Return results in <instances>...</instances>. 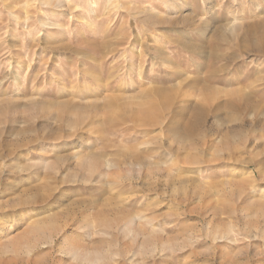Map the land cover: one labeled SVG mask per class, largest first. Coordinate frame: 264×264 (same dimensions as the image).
Returning a JSON list of instances; mask_svg holds the SVG:
<instances>
[{
	"label": "rangeland",
	"instance_id": "obj_1",
	"mask_svg": "<svg viewBox=\"0 0 264 264\" xmlns=\"http://www.w3.org/2000/svg\"><path fill=\"white\" fill-rule=\"evenodd\" d=\"M41 1L0 0V264H264V0Z\"/></svg>",
	"mask_w": 264,
	"mask_h": 264
},
{
	"label": "bare ground",
	"instance_id": "obj_2",
	"mask_svg": "<svg viewBox=\"0 0 264 264\" xmlns=\"http://www.w3.org/2000/svg\"><path fill=\"white\" fill-rule=\"evenodd\" d=\"M30 1V0H29ZM113 1V0H112ZM122 1L123 0H120V1H118V2H116L114 5H112L113 6V8L115 7V8H121L122 9V11H125V12H127L128 14H131V13H133V14H135V15H142V17L144 18V20L145 21H154V24H156V25H158L159 24V22H161V20H159V16L158 17H155V14L154 13H152V12H150V11H147V10H142V9H138L137 7H135V6H126L125 5V2H124V4L122 3ZM159 2H161V3H163L166 7H170V5H171V3L173 2V1H171V0H158ZM25 2V1H24ZM41 2H43V1H41ZM108 2H109V0H108ZM28 2H26V4H27ZM45 5H48V6H58V7H62L63 6V8L65 7V9H67V10H69V9H71L72 7L71 6H69L68 4H67V1L65 0V1H63V0H51V2H47V1H44L43 2ZM24 4V3H23ZM25 4V5H26ZM31 4V3H30ZM29 4V5H30ZM135 4V3H134ZM173 4V3H172ZM125 5V6H124ZM129 5H130V3H129ZM23 6V5H22ZM37 6H38V4H37ZM33 7H34V5H33ZM24 8H25V6H24ZM65 9H61V10H64L65 11ZM61 10L59 11V12H61ZM22 12V11H21ZM59 12H57V13H59ZM92 12V11H91ZM157 14V13H156ZM14 15V14H13ZM25 15V14H24ZM113 15V14H112ZM121 15V14H120ZM16 17V16H15ZM118 17V16H117ZM21 18V17H20ZM111 18V17H110ZM116 18V17H115ZM155 18V19H154ZM83 19V18H82ZM21 20V19H20ZM110 21V20H109ZM53 23V22H52ZM151 23V22H150ZM90 24V23H89ZM152 24H153V22H152ZM161 24H162V22H161ZM233 24V23H232ZM48 26V25H47ZM50 26V25H49ZM48 26V27H49ZM235 26V25H234ZM56 27H57V25H56ZM88 27V26H87ZM187 34L186 33H181V39L180 40H178L176 43L177 44H180V45H183V46H188V45H191L190 43H189V41L187 40ZM112 40V39H111ZM168 41V43H169V40H167ZM115 42V41H114ZM107 43H109V41L107 42ZM111 43V42H110ZM164 44H166V43H164ZM113 45V44H112ZM170 45V44H169ZM107 46V45H106ZM114 46H116L115 45V43H114ZM164 46V45H163ZM168 47V46H167ZM158 51H159V53H163V49L162 48H160V49H158ZM158 53V54H159ZM108 54V53H107ZM161 54H159V55H161ZM158 57V56H157ZM164 58V57H163ZM166 59V61H169V59L166 57L165 58ZM98 62V61H97ZM152 64V63H151ZM160 64V63H159ZM128 229H130L131 230V227H128ZM126 230H127V228H126ZM139 231V230H138ZM44 232V231H43ZM140 232V231H139ZM45 236V235H44ZM144 248V247H143ZM75 254H77V255H79V257L80 258H82V259H90V258H100V257H103L104 255H103V253L101 254V253H99V252H95V254L94 255H91V253H88V252H78V251H75L74 252Z\"/></svg>",
	"mask_w": 264,
	"mask_h": 264
}]
</instances>
